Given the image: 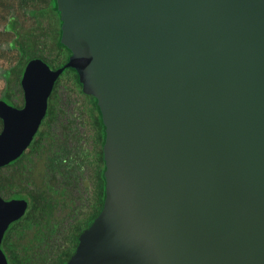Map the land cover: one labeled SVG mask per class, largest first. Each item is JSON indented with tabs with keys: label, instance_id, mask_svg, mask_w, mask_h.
Here are the masks:
<instances>
[{
	"label": "water",
	"instance_id": "1",
	"mask_svg": "<svg viewBox=\"0 0 264 264\" xmlns=\"http://www.w3.org/2000/svg\"><path fill=\"white\" fill-rule=\"evenodd\" d=\"M69 55L0 101V166L73 71L103 128L102 207L66 264H264V0H55ZM0 200V239L21 216ZM0 264H5L0 252Z\"/></svg>",
	"mask_w": 264,
	"mask_h": 264
},
{
	"label": "trees",
	"instance_id": "2",
	"mask_svg": "<svg viewBox=\"0 0 264 264\" xmlns=\"http://www.w3.org/2000/svg\"><path fill=\"white\" fill-rule=\"evenodd\" d=\"M68 55L59 43L55 0H0V59L9 63L0 74V101L20 107V76L30 60L64 63ZM65 90L80 98L73 114ZM103 138L95 100L82 93L73 71L63 70L27 146L0 166V200L25 205L2 233L5 264H66L102 207Z\"/></svg>",
	"mask_w": 264,
	"mask_h": 264
},
{
	"label": "rangeland",
	"instance_id": "3",
	"mask_svg": "<svg viewBox=\"0 0 264 264\" xmlns=\"http://www.w3.org/2000/svg\"><path fill=\"white\" fill-rule=\"evenodd\" d=\"M43 57L48 61H52L53 55L48 54L47 51L43 53ZM3 59H8V56H5L4 58L0 59V74L3 69H6L9 66V63L7 60ZM62 59L56 61V62H47L46 66L49 70H54L55 68H59L63 63L61 61ZM65 62V61H64ZM62 77V76H61ZM59 77V78H61ZM4 84L2 80L0 79V92L3 88ZM64 96L67 97L68 105L66 106V110L70 112V114H73L76 107L78 106V102L80 101V98L77 97L74 93L70 91H64Z\"/></svg>",
	"mask_w": 264,
	"mask_h": 264
},
{
	"label": "flooded vegetation",
	"instance_id": "4",
	"mask_svg": "<svg viewBox=\"0 0 264 264\" xmlns=\"http://www.w3.org/2000/svg\"><path fill=\"white\" fill-rule=\"evenodd\" d=\"M20 90H21V89H20ZM8 106H11V105H8ZM21 106H22V94H21V105H20L19 108H21ZM11 107H13V106H11ZM13 108H15V107H13ZM19 108H16V109H19ZM0 129H1V121H0Z\"/></svg>",
	"mask_w": 264,
	"mask_h": 264
}]
</instances>
